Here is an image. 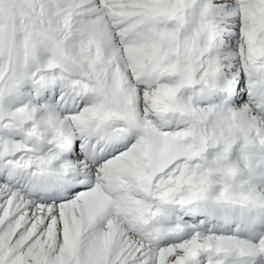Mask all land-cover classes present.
<instances>
[{
  "label": "snow or ice",
  "instance_id": "obj_1",
  "mask_svg": "<svg viewBox=\"0 0 264 264\" xmlns=\"http://www.w3.org/2000/svg\"><path fill=\"white\" fill-rule=\"evenodd\" d=\"M0 264H264V0H0Z\"/></svg>",
  "mask_w": 264,
  "mask_h": 264
}]
</instances>
